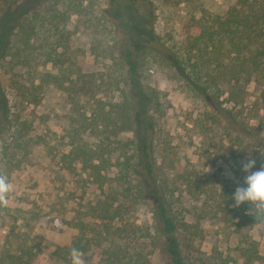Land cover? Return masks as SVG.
Here are the masks:
<instances>
[{"label": "trees", "instance_id": "16d2710c", "mask_svg": "<svg viewBox=\"0 0 264 264\" xmlns=\"http://www.w3.org/2000/svg\"><path fill=\"white\" fill-rule=\"evenodd\" d=\"M110 1L115 8L112 14L115 17L119 11L118 24L128 37L119 35V44H95L93 51L99 49L108 63L101 72H84L69 53L75 33L69 27L70 17L78 12L81 1L0 0V170L9 176L40 140L35 133L38 121L27 111V104L37 106L46 93H63L69 104L63 127L68 149L61 153L60 162L70 171L79 164L98 185L112 179L117 186L85 209V215L103 220L101 228H92L94 233L89 235L86 224L79 222L80 233L55 253L70 264L71 248L85 254L94 245L107 264H154L143 248L136 249L131 237L148 234L164 264H186L180 232L191 224L183 218L189 208L175 195V175L163 168L155 153V126L163 114L165 95L161 83L182 82L187 92L210 106L205 114L223 123L238 146L242 134H248L254 170H259L264 164V0H235L225 13L198 19L199 30L189 33L180 45L170 43L169 35L158 30L151 1L138 0L134 7L128 0ZM143 25L149 28L146 42L135 48L130 40ZM251 82L261 89L260 103H256L263 114L257 125L236 112L246 104ZM8 88L20 98L18 105L11 102ZM38 118L47 117L40 114ZM124 132L132 137L122 139ZM112 167L115 174L110 177ZM234 193L209 192L196 214L233 221L237 231L264 223V212L250 214L247 203L234 207ZM135 202L151 208L153 235L149 229L120 222ZM4 210L9 207L0 208ZM113 219H119V225L113 226ZM34 247L20 243L5 247L0 264H35L39 250ZM241 254L245 264H252L259 256L255 242L247 240Z\"/></svg>", "mask_w": 264, "mask_h": 264}, {"label": "rangeland", "instance_id": "374dc122", "mask_svg": "<svg viewBox=\"0 0 264 264\" xmlns=\"http://www.w3.org/2000/svg\"><path fill=\"white\" fill-rule=\"evenodd\" d=\"M79 1V10L71 14L69 22V27L75 31L70 40L69 53L82 71L101 72L106 68L107 59H104L99 49L95 52L92 47L100 42L97 45L101 47L119 44V35L126 37L127 31L118 24L121 16L119 11L113 16L115 8L110 0ZM128 1L134 7L133 2L138 0ZM149 1L155 11L158 30L169 35L170 43L180 45L189 33L199 30L198 19H212L225 13L235 0ZM96 19L100 20L99 24ZM148 30L143 25L141 32L134 34L130 44L139 48L146 42ZM3 81L8 84V78L5 77ZM161 88L165 95L162 99L163 114L155 126V153L164 164L163 168L175 175L178 181L175 195L189 208L184 210L183 218L191 224L180 232L186 264H216L219 261L245 264L246 258L241 254V247L247 240H253L258 250L259 256L252 264H262V221L251 226L245 225L241 231H237L233 221L200 218L196 214L209 192L230 193L239 186H246L244 179L247 174L242 171V165L253 150L248 134H242V144L238 146L224 130L223 123L215 122L205 114L211 110L210 106L187 92L182 82H162ZM8 90L11 102L18 105L20 98L15 90ZM260 92L256 83L251 82L246 104L236 111L244 121L254 125L258 124L263 114L256 103ZM68 108V101L61 92L46 93L37 106L27 104V111L38 121L35 133L40 140L31 145L21 166L8 176L15 190L10 194L9 210L0 211V253L5 247L28 244L34 245V250H39L35 264H69L55 252L59 247L69 246L80 233L81 226L78 223L86 224L89 235L94 233L92 228H101L103 220L85 215V209L89 203L105 199L117 182L109 179L106 184L98 185L80 170L79 164L75 171H70L60 162L61 153L68 149L67 140L63 137ZM40 114H45L46 120L38 118ZM24 115H27L26 112ZM196 118L198 122H194ZM230 133L234 135L232 130ZM120 137L126 139L132 137V133L124 132ZM114 174L115 167H112L109 176L113 177ZM150 209L144 203H131L124 221L120 222H126V225L129 222L132 227L140 226L143 231L149 229L153 235L154 219ZM120 222L119 219L111 220L113 226ZM141 235L137 238L131 235L136 249L143 248L154 264H164L160 252L150 242L152 236ZM84 259L86 264H107L94 245L84 254Z\"/></svg>", "mask_w": 264, "mask_h": 264}, {"label": "clouds", "instance_id": "9594fccd", "mask_svg": "<svg viewBox=\"0 0 264 264\" xmlns=\"http://www.w3.org/2000/svg\"><path fill=\"white\" fill-rule=\"evenodd\" d=\"M264 157V153H261ZM256 167V160L249 156L242 165V171L246 173L244 179L245 186L236 188L232 197L234 207L239 208L247 203L251 206L250 214L254 211L264 212V164L260 169L253 171ZM14 185L10 182L8 175L0 170V208H6L10 203V194L14 192ZM71 264H86L84 253L80 249L73 247L70 250Z\"/></svg>", "mask_w": 264, "mask_h": 264}]
</instances>
